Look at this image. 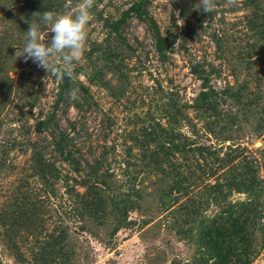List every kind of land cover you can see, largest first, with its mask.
Masks as SVG:
<instances>
[{
    "label": "trees",
    "instance_id": "1",
    "mask_svg": "<svg viewBox=\"0 0 264 264\" xmlns=\"http://www.w3.org/2000/svg\"><path fill=\"white\" fill-rule=\"evenodd\" d=\"M4 1L6 14L16 11L15 7L21 9L25 24H37L45 11L64 14L80 2ZM104 1L95 0L91 9L102 24L104 35L101 40L88 39V48L83 53L85 61L75 64L73 79L57 77L54 108L72 102L83 111L93 99L92 85L105 88L116 98L126 95L131 76L129 60L136 54L125 33L129 19L146 23L162 61L168 59L180 38L177 34L163 33L150 12L152 0H131L118 15H106L99 8ZM241 3L248 9L243 39H237L227 51L222 36L216 34L213 39L223 55L232 54L227 61L233 70V83L227 82L218 89L212 83L214 68L197 61L191 72L202 81V89L192 103L183 107L160 87L157 100L160 115L143 118L139 127L127 133L129 157L121 173L112 167L105 152L93 155V161L86 158L71 135L76 126L71 124L69 132L63 130L56 111L44 115L42 112L36 121V131L47 134L45 140L53 146L59 162L70 166V171H64L58 161L48 156L39 138L28 135L21 142L14 140L11 148L21 143L25 152L30 150L26 170L46 195L43 198L40 193L20 186L10 202L0 208V240L18 264L92 262L89 255L82 256L80 238L73 233L64 213L53 225L45 218V201L60 182L71 199L70 211L82 231L104 243H110L122 228L133 223L131 212L141 211L151 194L157 206L169 210L172 231L191 244L194 251L190 259H174L172 264H261L258 260H264V177L259 161L245 154L248 148L235 143L236 137L230 132L231 127L243 123L254 124L257 135L264 137V67L261 68L264 0ZM23 30L18 37L26 34ZM74 89L77 99L70 96ZM189 108L193 115L189 114ZM197 122L220 141L218 146L198 141ZM184 126H188L190 134L183 131ZM226 141L232 144L225 150ZM260 149L264 155V138ZM6 165L7 157L0 155V171ZM146 179L154 184L152 191H148ZM236 193L245 194L246 198L234 200ZM24 246L28 247L26 251L22 249Z\"/></svg>",
    "mask_w": 264,
    "mask_h": 264
},
{
    "label": "rangeland",
    "instance_id": "2",
    "mask_svg": "<svg viewBox=\"0 0 264 264\" xmlns=\"http://www.w3.org/2000/svg\"><path fill=\"white\" fill-rule=\"evenodd\" d=\"M129 1L131 0H105L99 8L106 15H118L129 6ZM241 1L237 0L236 6H229L227 0H216V9L209 14L203 13L201 6L197 4L199 0H152L150 12L163 33H173L180 37L173 52L167 60L159 59L155 41L146 23L137 18L129 19L125 33L127 42L136 49V54L129 60L131 76L126 95L116 98L105 88L92 85L93 99L80 112L72 102L54 108L56 73H49L37 67L33 60L25 62L23 57L15 55L26 43V34L22 38L18 34H21V28H24L22 33H26L30 24H25L24 14L17 7L16 11L12 10L7 15V5L4 0H0V155L7 157V165L0 171V208L7 201L10 202L18 190L16 188L20 186L46 198L44 190L40 191L38 188L39 182L30 177L26 170L30 150L25 152L21 143L17 148H11L15 139L21 142L28 135L39 138V142L46 147L48 156L58 161L64 171L71 170L69 165L59 162V156L52 150L53 146L45 140L47 134L36 131V121L42 112L44 115L56 111L59 125L67 132L72 128L71 124H74L76 131L71 130V135H74L81 153L93 161V155L105 152L112 167L121 173L124 161L129 157L126 153L130 144V140L125 139L127 133L139 127L143 118L160 115L157 105L160 87L170 92L183 107L187 102L192 103L202 89V81L191 72L192 65L197 61L211 64L215 71L212 83L218 89L223 88L227 82L233 83V70L227 61V56L231 57L232 54L229 52L227 56L223 55L213 39L216 34L222 36L226 51L237 43V39H243L248 9L244 8ZM196 4L198 10H194ZM91 13L92 18L86 29L88 37L85 49L88 48V39L101 40L104 35L102 24L92 11ZM40 35L42 42H50L54 35L51 33V26L41 28ZM83 58L84 55L79 62H84ZM52 63L61 66L59 56ZM261 63L263 68L264 62ZM234 71H238V68H234ZM80 78L86 80L83 75ZM188 112L193 115L191 108ZM197 124L198 134L195 137L198 141L218 146L220 141L205 132L200 122ZM254 127V124L246 126L243 123L241 126L231 127L230 133L236 137L235 143L248 148L245 154L259 161L264 177V155L261 147H257V144L263 145L264 137L257 135ZM183 131L187 133L188 126H184ZM48 138L51 141V137ZM230 143L232 141L224 143L225 150ZM145 183L148 191H152L154 184L150 179H146ZM232 198L245 199L246 195L236 193ZM45 202V218L53 225L62 213L63 216L66 215L73 233L80 238V252L83 257L90 256V264H172L174 259L188 260L194 253L192 245L181 240L172 231L169 210L164 211L161 206H157L151 194L147 196L141 211L131 212L133 223L122 228L110 243H104L82 231L78 220L70 211L71 199L65 194L61 182ZM95 229L104 233L102 229ZM27 248L24 246L22 249L26 251ZM262 260L260 258L258 261L261 263ZM0 264H18L2 238Z\"/></svg>",
    "mask_w": 264,
    "mask_h": 264
},
{
    "label": "clouds",
    "instance_id": "3",
    "mask_svg": "<svg viewBox=\"0 0 264 264\" xmlns=\"http://www.w3.org/2000/svg\"><path fill=\"white\" fill-rule=\"evenodd\" d=\"M95 0H80V3L74 10L64 14L45 11L41 14L39 24H30L26 31V43L24 47L17 50L15 55L23 57L27 62L29 59L37 67L47 72H55L59 79H73L74 67L83 56L88 33L86 31L91 21V9ZM201 6L203 13H213L216 9V0H199L197 3ZM197 4L194 10L197 9ZM229 6H236L237 0H227ZM67 7V6H66ZM51 26V33L54 35L47 44L42 42L40 28L42 26ZM59 56L61 66L53 65L52 61ZM77 90H72L70 96L77 99ZM262 145L257 144V147Z\"/></svg>",
    "mask_w": 264,
    "mask_h": 264
},
{
    "label": "water",
    "instance_id": "4",
    "mask_svg": "<svg viewBox=\"0 0 264 264\" xmlns=\"http://www.w3.org/2000/svg\"><path fill=\"white\" fill-rule=\"evenodd\" d=\"M263 263H264V260L261 261V264H263Z\"/></svg>",
    "mask_w": 264,
    "mask_h": 264
}]
</instances>
